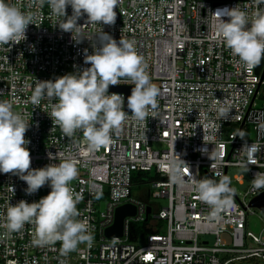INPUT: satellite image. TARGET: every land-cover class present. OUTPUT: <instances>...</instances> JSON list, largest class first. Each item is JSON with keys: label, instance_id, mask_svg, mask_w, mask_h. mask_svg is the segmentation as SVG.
Masks as SVG:
<instances>
[{"label": "built area", "instance_id": "built-area-1", "mask_svg": "<svg viewBox=\"0 0 264 264\" xmlns=\"http://www.w3.org/2000/svg\"><path fill=\"white\" fill-rule=\"evenodd\" d=\"M10 2L33 19L25 41L0 45V100L14 99V111L29 124L25 139L30 140L32 169L60 162L50 160L49 153L77 161L71 187L81 196L78 219L89 222L93 240L65 253L59 241L37 244L33 225L9 232L4 215L8 204L39 201L51 189L45 185L27 195L26 182L0 173V264L264 263V237L248 231L251 203L264 194L250 183L264 171V151L249 170L240 166L244 156L239 152L244 140L264 144V105H258L264 100V60L260 73L258 66L245 68L218 39L212 15L236 6L251 13L264 7V0H118L120 20L113 25L88 23L86 14L78 20L79 44L59 28L63 17L53 14L49 0ZM66 12L72 15L70 6ZM101 30L117 41L135 42L159 94L156 109L139 121L127 111V94L112 91L134 85L110 86L109 94L124 95L129 117L111 130V143L91 150L81 130L66 136L55 124L50 117L54 101L36 105L29 98L36 81H54L90 67L84 64V52L92 54L93 45L99 46ZM225 98L232 111L221 118L217 109ZM177 162L185 180L194 175L218 181L231 169H242L249 188L244 195L235 191L234 206L222 212L219 222H209L211 207L198 199L191 184L174 178ZM235 181L244 185L246 177ZM126 205L135 214L125 219L122 237L108 238L118 209Z\"/></svg>", "mask_w": 264, "mask_h": 264}, {"label": "clouds", "instance_id": "clouds-1", "mask_svg": "<svg viewBox=\"0 0 264 264\" xmlns=\"http://www.w3.org/2000/svg\"><path fill=\"white\" fill-rule=\"evenodd\" d=\"M49 4L54 15L63 17L58 23L59 28L72 33L77 44L83 40L79 35L81 26L78 25L83 15H87L88 23L113 25L116 21L114 9L118 0H49ZM68 6L72 9L71 16L66 12ZM212 15L216 21V35L232 55L238 57L248 70L259 66L264 60V7H257L249 13L236 6L217 10ZM225 16L227 21L223 19ZM32 19L30 13L23 12L10 0H0V45L25 41ZM97 42L99 46L93 45L92 54H88L87 49L84 52V64L90 67L57 77L54 81H36L29 98L36 105L43 99L54 101L50 117L55 124L66 136L81 130L91 150L111 143V130L118 129L129 117L124 110V95L109 94L110 86L134 85L127 98V108L130 115L139 121H144L149 112L156 109L159 94L134 41L123 37L117 41L101 30ZM15 103L14 99L0 100V173H12L26 182L24 191L27 195L37 193L45 185L51 191L32 203L26 200L15 205L9 203L4 213L5 227L9 232H18L25 225H33L37 244L59 241L65 253L75 250L82 242L90 244L93 236L89 222L78 219L77 204L81 196L71 187V182L78 175L77 161L64 153L55 156L49 153L50 160L60 162L32 169L27 147L30 140L25 139L29 124L22 114L14 111ZM217 111L221 118L230 115L232 109L227 98L220 102ZM239 135L243 137L245 133L241 131ZM262 151L264 144L259 141L249 144L244 140L239 150L244 156L240 166L249 170V165L256 164L257 154ZM173 168L174 178L182 184H191L198 199L211 207L207 217L209 222H219L222 212L234 206L235 189L231 187L229 176L224 175L217 181L190 175L185 180L178 162ZM250 183L253 190L264 189V171L258 172Z\"/></svg>", "mask_w": 264, "mask_h": 264}, {"label": "rangeland", "instance_id": "rangeland-1", "mask_svg": "<svg viewBox=\"0 0 264 264\" xmlns=\"http://www.w3.org/2000/svg\"><path fill=\"white\" fill-rule=\"evenodd\" d=\"M264 91V89H263ZM264 93V92H263ZM259 107L264 105V100H259L258 102ZM245 176L246 177V182L244 185H240L235 181V178L237 176ZM229 178L231 180V185L232 187L235 189L237 194H241L244 195L246 193V191L249 188V181H248V175L247 172L242 170V169H231L229 172ZM146 189H150V185L145 187ZM136 192V190H135ZM137 194V193H136ZM160 202V204L162 206L167 205V201L166 200H160L158 201ZM100 209L102 211L105 210V204H102L100 206ZM254 214H249L248 215V231L254 233L257 236H263L264 237V214L258 210V209H253ZM224 240L229 241L230 239L226 236L223 237ZM257 264H264L263 262H258Z\"/></svg>", "mask_w": 264, "mask_h": 264}, {"label": "water", "instance_id": "water-1", "mask_svg": "<svg viewBox=\"0 0 264 264\" xmlns=\"http://www.w3.org/2000/svg\"><path fill=\"white\" fill-rule=\"evenodd\" d=\"M114 11L117 13V9L115 8ZM120 20V16H116V21ZM263 67V63L258 66V73H260L261 69ZM263 79H264V74H263ZM133 87H114L112 88L113 92H124L127 94V98L131 95V90ZM127 111L129 113L130 110L127 108ZM251 208H256L260 210L264 214V194L255 198L252 203H251ZM150 213V210H149ZM135 214V209L131 207L130 205H126L123 207H120L118 209V214H117V221L116 224L110 228L107 231V236L108 238L112 239L115 237H122L124 234V224H125V219L129 216H133Z\"/></svg>", "mask_w": 264, "mask_h": 264}, {"label": "trees", "instance_id": "trees-1", "mask_svg": "<svg viewBox=\"0 0 264 264\" xmlns=\"http://www.w3.org/2000/svg\"><path fill=\"white\" fill-rule=\"evenodd\" d=\"M147 177H148V176H147ZM139 229H140L141 231H144V230H145V228H144L143 226L139 227Z\"/></svg>", "mask_w": 264, "mask_h": 264}, {"label": "snow or ice", "instance_id": "snow-or-ice-1", "mask_svg": "<svg viewBox=\"0 0 264 264\" xmlns=\"http://www.w3.org/2000/svg\"><path fill=\"white\" fill-rule=\"evenodd\" d=\"M148 259H151V257H148Z\"/></svg>", "mask_w": 264, "mask_h": 264}]
</instances>
